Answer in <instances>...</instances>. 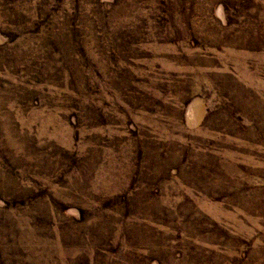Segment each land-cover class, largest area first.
<instances>
[{"label": "rangeland", "instance_id": "374dc122", "mask_svg": "<svg viewBox=\"0 0 264 264\" xmlns=\"http://www.w3.org/2000/svg\"><path fill=\"white\" fill-rule=\"evenodd\" d=\"M0 264H264V0H0Z\"/></svg>", "mask_w": 264, "mask_h": 264}]
</instances>
